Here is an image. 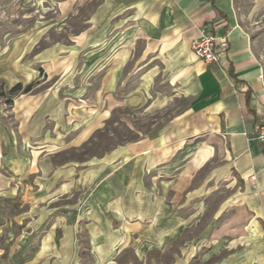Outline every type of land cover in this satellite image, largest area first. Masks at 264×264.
I'll return each instance as SVG.
<instances>
[{"label":"crops","instance_id":"obj_1","mask_svg":"<svg viewBox=\"0 0 264 264\" xmlns=\"http://www.w3.org/2000/svg\"><path fill=\"white\" fill-rule=\"evenodd\" d=\"M58 3L60 12L93 6L69 44L22 61L32 44L18 41L11 58L0 59L8 89L35 86L40 77L76 78L80 86L69 95L81 110L74 115L91 116L102 99L110 109L178 106L139 139L70 161L57 158L65 149L51 153L45 145L48 120L66 127V100L50 87L14 93L15 129L0 114V264H135L151 243L179 239L187 225L172 203L205 166L233 190V212L214 230L228 252L206 264H264V145L255 137L264 117L257 44L264 0ZM205 27L227 39L219 63L191 50ZM101 70L84 96L86 74Z\"/></svg>","mask_w":264,"mask_h":264},{"label":"rangeland","instance_id":"obj_2","mask_svg":"<svg viewBox=\"0 0 264 264\" xmlns=\"http://www.w3.org/2000/svg\"><path fill=\"white\" fill-rule=\"evenodd\" d=\"M58 1L0 0V59L6 55L11 58L13 47L20 40L24 48L32 44L30 52L23 55L22 61L50 44H69L85 26V19L93 3L77 10L72 7L66 12H60ZM261 20L258 29L262 34L257 44L261 47L259 54L264 64V20ZM254 28L248 25L252 33L257 31ZM81 56L77 55L76 58L80 59ZM101 72L91 79L86 74L83 81L86 87L84 96L89 97L97 87ZM8 85V82L0 80V92L3 94L0 96V114L15 129L16 120L12 112V99L15 95L8 93ZM79 86L76 78L66 84L61 82L59 75L40 77L34 86L36 92L50 87L66 100V127L57 126L53 120L46 122L50 133V138L45 141L47 151L53 153L65 149L64 155L59 154L57 157L60 160L63 157L70 161L90 160L92 156L101 154L106 147L110 149L137 140L166 120L178 106L175 102L173 106L154 111L148 110L146 104L124 106L116 103L110 109L108 100L102 99L91 116L74 115L76 109L81 110L78 108L81 100L69 94ZM137 135L139 137L133 139ZM209 171L206 166L199 168L190 183L186 184L178 202L172 203V206L179 207L178 213L187 225L179 239L151 243L148 247L152 250L143 259H135V264H206L228 252L224 246H219L220 241H223L215 237L214 230L219 229L224 218L233 212L230 209L233 190L227 181L210 175ZM66 200L72 202L74 197ZM127 255L130 257L131 253Z\"/></svg>","mask_w":264,"mask_h":264},{"label":"built area","instance_id":"obj_3","mask_svg":"<svg viewBox=\"0 0 264 264\" xmlns=\"http://www.w3.org/2000/svg\"><path fill=\"white\" fill-rule=\"evenodd\" d=\"M227 47V39L214 34L210 27L200 28L198 35L191 41L193 54L205 63H219ZM255 137L264 145V117L257 123Z\"/></svg>","mask_w":264,"mask_h":264},{"label":"trees","instance_id":"obj_4","mask_svg":"<svg viewBox=\"0 0 264 264\" xmlns=\"http://www.w3.org/2000/svg\"><path fill=\"white\" fill-rule=\"evenodd\" d=\"M230 74L232 75L231 71H229ZM35 83H29V84H26V85H22L20 82L14 84L10 89H8V93L9 94H14L16 92H29V91H32L33 90V86H34ZM2 92H0V96H2ZM139 136H135V138L133 139H137ZM109 148L106 147L103 149V152L101 154H103L105 151H107ZM99 154V155H101Z\"/></svg>","mask_w":264,"mask_h":264}]
</instances>
